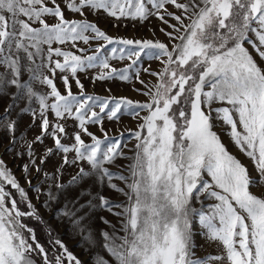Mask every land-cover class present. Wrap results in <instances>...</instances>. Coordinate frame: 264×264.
I'll list each match as a JSON object with an SVG mask.
<instances>
[{
    "label": "snow or ice",
    "instance_id": "snow-or-ice-1",
    "mask_svg": "<svg viewBox=\"0 0 264 264\" xmlns=\"http://www.w3.org/2000/svg\"><path fill=\"white\" fill-rule=\"evenodd\" d=\"M62 3L0 0V96L11 97L0 130L9 135L6 151L23 161L17 167L28 185L0 159V264H38L37 257L42 264H85L60 239L52 240L50 229L51 254L38 241L24 223L25 217L45 223L29 192L54 218L71 222L92 252L88 264H264V0ZM66 10L82 19L66 18ZM88 14L134 24L155 18L167 42L109 36ZM145 59L159 62V70L142 67ZM112 60L129 63L117 68ZM89 69H99L93 84L135 81L141 87L134 91L148 100L88 94L79 74ZM141 72L155 82L149 86ZM17 108V116L40 120L32 141L16 135L11 117ZM123 114L141 121L130 132L136 141L131 157L123 151L124 134L112 137L103 126ZM217 127L248 164L229 151ZM47 138L52 147L38 155L35 146ZM21 141L23 150L15 151ZM53 156L59 166L45 171ZM66 167L78 171L64 184ZM90 185L107 186L124 200L113 203ZM98 209L117 224L100 217L111 231L94 235L83 222ZM197 235L220 253L196 257Z\"/></svg>",
    "mask_w": 264,
    "mask_h": 264
},
{
    "label": "rangeland",
    "instance_id": "rangeland-1",
    "mask_svg": "<svg viewBox=\"0 0 264 264\" xmlns=\"http://www.w3.org/2000/svg\"><path fill=\"white\" fill-rule=\"evenodd\" d=\"M58 3H61V7L63 8L62 0H57ZM173 10V9H170ZM65 16L68 19H82V17H79L77 15H74L67 10L65 11ZM87 19L91 22H94L100 27L103 31H105L109 36L112 37H122L127 39H154L159 38L160 40L166 41V37H164L163 34L160 33L159 28L161 27L160 22L156 20L155 18H152L149 21L144 22L143 24L130 21V20H121L119 22L115 21L112 18H109L107 16H96L92 14L87 15ZM49 23H54L55 21L52 18L48 19ZM119 23L118 27H114V24ZM151 29V31H150ZM153 31H155V37L153 36ZM54 47L59 45H53ZM81 47H84L82 44ZM93 47L96 45L93 44ZM65 49H71L70 44H66L63 46ZM111 46H109L110 48ZM74 50V49H71ZM88 54H91L89 52ZM110 63L117 68H123L125 65L129 63V61H119V60H112ZM149 64H151L152 70H159L160 64L157 61H148L143 60L142 61V67H148ZM2 71V69H0ZM99 69H89L86 73H80L79 77L84 83L86 91L88 94L92 95H99L102 97H126L132 101H140L145 102L148 100V97L140 95L136 91H134V88H140L141 85L137 82L133 83H125L121 81H107V82H96L93 84L90 80L91 76H94ZM60 74L57 73L55 83L57 87L60 89L61 92H64L62 81L59 78ZM25 79L27 76L24 77ZM140 79L144 80L146 83L151 86L152 83L155 82V78L152 76H149L148 74L141 72ZM38 91L41 92H47V88L40 86L39 84L34 85ZM111 89V91H107V89ZM15 88L9 89V93L15 92ZM73 92L79 93V89L75 87L73 84ZM11 103V97L10 95H4L0 96V115L3 114L4 108ZM25 102L20 101L19 107H24ZM32 107L38 108L37 104H33ZM19 111V108H17L16 111L12 113L11 119L17 120V130L16 135L19 137L23 135L27 141H32L34 138L38 135H40V120L37 118L35 123H33V118L31 114H24L17 116V112ZM146 113L141 112V116L145 115ZM49 119L53 120L54 117L50 114ZM139 118H133L127 114L121 115L119 121H108L105 119L104 121V128L108 132V134L112 137H120V134L123 133L124 137L122 140V146L124 153L131 157L133 155L134 145L136 143L134 138H130V132L135 131L137 129L138 124L140 123ZM73 121L68 120L66 126L68 127L69 131L71 132L73 130ZM222 137L223 142L225 145L229 148V151L233 154L238 155L239 158L244 160L246 164H248V161L246 158H244L242 155L239 154L238 150L229 142V139L227 136L224 135L222 129L220 127H217L215 129ZM89 131L95 133L97 136H100L101 133L99 131L98 126L90 125ZM86 142H90L89 138L87 136L84 137ZM67 142V141H66ZM10 141H9V135L7 132L0 130V159H3L7 166L12 169V171L15 173L17 178L20 180V183L22 186H24L26 189L28 187L25 180L22 178V174L20 170L18 169V165L22 164L23 161L19 158H15V152L9 153L6 151V149L9 147ZM37 154L40 155L44 152L45 147H52V141L50 138L45 139L44 144L40 145L37 144L36 146ZM23 150V141H21L20 144L17 145L15 151H22ZM118 164H128L129 161L127 160H119L117 162ZM60 164V158L59 156H53L48 161V163L45 166V171L52 172L57 168ZM85 167H87L85 165ZM249 168H251V165L249 164ZM112 171H118L117 168H112ZM78 169L74 167H66L64 169L63 176L61 178V182L64 184H67L68 181L71 180V178L76 174ZM127 174V173H125ZM35 175V174H33ZM255 175V173H253ZM115 183L123 187V185L118 181L115 180ZM33 183H36V180L33 179ZM92 187L94 192H100L105 197L109 198L113 203H120L124 200V197L120 194L112 191L107 186H104L103 188H100L98 185H90ZM262 189H254V191L259 192ZM29 195L32 196V203L36 205L37 209L39 210L40 216L44 220V224H41L35 219H30L25 217L24 223L28 225V227H31L35 230L36 236L38 241L44 246L45 248L49 250V253L51 254L53 250V245L50 243V236H49V229L51 230V238L52 240L58 238L62 241V243L71 251L73 254H75L78 258H80L82 261H85V264H88L89 258L92 255V252H86L85 248L87 247L86 244H81V235L77 230H75L71 224V222L64 217H61L59 219H56L53 217L52 213L45 210L41 207L40 202H38L34 195L29 192ZM73 195H69L68 199H73ZM71 207V205H70ZM119 211V209H117ZM100 217H104V219L111 221L113 224H117V218L114 217L111 213L104 211V210H97L95 211L90 219H87L83 222V224L92 231V233L95 235L98 233L99 230L104 229L111 231L100 219ZM199 226L197 225V228ZM39 236L44 237L45 243L43 244L39 240ZM81 245V246H78ZM58 250V246H57ZM220 253V249L217 247L216 244H210L206 242L201 236L197 235L196 237V248H195V255L198 258H203L208 255H217ZM106 255L105 253H101ZM38 264H42V261H40V258L37 257Z\"/></svg>",
    "mask_w": 264,
    "mask_h": 264
},
{
    "label": "trees",
    "instance_id": "trees-1",
    "mask_svg": "<svg viewBox=\"0 0 264 264\" xmlns=\"http://www.w3.org/2000/svg\"><path fill=\"white\" fill-rule=\"evenodd\" d=\"M39 240H40L43 244L45 243V239H44V237L39 236ZM44 247H45V245H44Z\"/></svg>",
    "mask_w": 264,
    "mask_h": 264
}]
</instances>
